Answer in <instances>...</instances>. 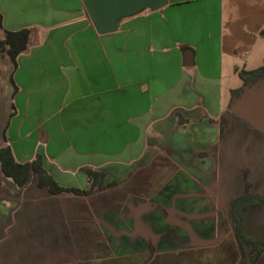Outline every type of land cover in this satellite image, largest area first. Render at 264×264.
I'll return each mask as SVG.
<instances>
[{
  "label": "crops",
  "instance_id": "1",
  "mask_svg": "<svg viewBox=\"0 0 264 264\" xmlns=\"http://www.w3.org/2000/svg\"><path fill=\"white\" fill-rule=\"evenodd\" d=\"M196 1L169 0L99 34L82 0H0V39L7 30H30L15 59L8 45L0 53V148L11 146L20 163L40 154L64 186L88 188L86 168L104 170L106 182L119 181L112 205H130L132 216L183 168L203 180L199 161L214 151L188 146L214 143L224 112L223 0ZM206 119L208 131L197 125ZM188 126L194 129L185 139ZM144 177L142 193L136 184ZM96 198L53 194L36 173L19 185L0 161V264L77 261L86 254L77 249L81 239L85 249L108 241L106 227L118 230L110 216L123 208L106 203L94 212Z\"/></svg>",
  "mask_w": 264,
  "mask_h": 264
},
{
  "label": "rangeland",
  "instance_id": "2",
  "mask_svg": "<svg viewBox=\"0 0 264 264\" xmlns=\"http://www.w3.org/2000/svg\"><path fill=\"white\" fill-rule=\"evenodd\" d=\"M203 15L204 20L207 9ZM219 16L224 112L213 127L215 144L208 140L202 144L201 140L188 146L189 150L199 145L204 151H214L199 161L206 177L199 180L202 177L193 167L183 168L164 190L151 200L147 198L149 201L143 202L133 216L130 205H112V198L117 197L116 193L111 196L112 188L119 181L114 180L118 185L109 187L110 181L105 180V187L92 193L97 197L93 211L106 203L110 209L123 208L117 217L110 216L118 230L108 225L109 240L94 241L86 249L81 247L85 239L77 240L78 251L86 254L77 253V261L53 264H241L243 255L231 208L248 184L251 194L259 195L262 202L246 211L244 232L251 238L264 235V77L248 85L241 77L244 69L264 65V0H223ZM208 123L206 119L197 125L208 131L212 129ZM193 126L183 133L185 139H190ZM146 180L144 177L136 184L142 193L147 191ZM108 189L109 201L97 204ZM250 200L257 199L252 196ZM86 242L90 244L88 239ZM255 264H264V251Z\"/></svg>",
  "mask_w": 264,
  "mask_h": 264
},
{
  "label": "trees",
  "instance_id": "3",
  "mask_svg": "<svg viewBox=\"0 0 264 264\" xmlns=\"http://www.w3.org/2000/svg\"><path fill=\"white\" fill-rule=\"evenodd\" d=\"M2 15H0V26ZM30 30L28 28L10 31L7 30V37L0 39V53L9 48L7 52L15 59L22 51L27 48ZM245 85L256 82L259 78L264 77V65L256 69L246 70L241 72ZM0 161L4 173L12 177L19 185H25L30 181L33 173L38 175V185L47 187L53 194H70L76 196H89L96 190L105 187L106 174L102 169L86 168V175L89 182L88 188L76 186H64L45 169L43 158L40 154L31 162L20 163L16 160L14 152L9 145H4L0 148ZM116 181H111L107 186H116ZM250 185L244 194L232 203L231 214L234 216L237 227V237L242 250L241 264H255L258 258L264 251V235L258 238L248 237L244 232V217L246 211L262 202V198L257 194H251ZM252 196L256 197V201H251Z\"/></svg>",
  "mask_w": 264,
  "mask_h": 264
},
{
  "label": "water",
  "instance_id": "4",
  "mask_svg": "<svg viewBox=\"0 0 264 264\" xmlns=\"http://www.w3.org/2000/svg\"><path fill=\"white\" fill-rule=\"evenodd\" d=\"M86 12L99 34L116 32L124 18L150 9L158 10L169 0H82ZM189 59V60H188ZM193 63L192 53L185 54V64Z\"/></svg>",
  "mask_w": 264,
  "mask_h": 264
}]
</instances>
